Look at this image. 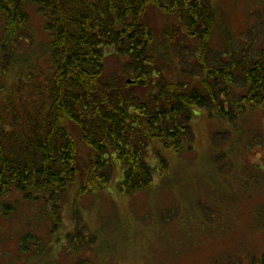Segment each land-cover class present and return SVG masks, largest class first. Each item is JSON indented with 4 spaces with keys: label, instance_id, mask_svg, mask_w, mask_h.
Listing matches in <instances>:
<instances>
[{
    "label": "trees",
    "instance_id": "16d2710c",
    "mask_svg": "<svg viewBox=\"0 0 264 264\" xmlns=\"http://www.w3.org/2000/svg\"><path fill=\"white\" fill-rule=\"evenodd\" d=\"M30 7L44 18L51 64L44 86L28 79L0 109V199L44 201L54 229L78 180L77 195L103 189L117 163L119 189L145 191L168 167L160 154L152 163V145L191 149L194 111L234 121L264 103V48L257 57L227 31L213 47V0H0L6 35L27 25ZM152 12L170 21L159 28ZM251 258L239 264H264V252Z\"/></svg>",
    "mask_w": 264,
    "mask_h": 264
},
{
    "label": "rangeland",
    "instance_id": "374dc122",
    "mask_svg": "<svg viewBox=\"0 0 264 264\" xmlns=\"http://www.w3.org/2000/svg\"><path fill=\"white\" fill-rule=\"evenodd\" d=\"M213 1L219 15L212 46L223 47L228 32L233 44L249 43L260 56L264 0ZM150 20L159 28L170 21L154 12ZM118 62L111 57L107 70L116 64L115 71ZM50 64L49 34L36 7L13 34H5L0 20V109L26 89L28 79L44 86ZM194 115L191 149L156 143L149 150L152 163L159 154L167 160L166 175L156 174L149 189L130 196L119 189L117 163L103 189L77 195L78 180L65 194L59 229L44 201L16 194L4 198L12 204L6 212L0 199V264H239L259 257L264 252V103L234 121L205 109ZM73 237L81 244L77 248Z\"/></svg>",
    "mask_w": 264,
    "mask_h": 264
}]
</instances>
